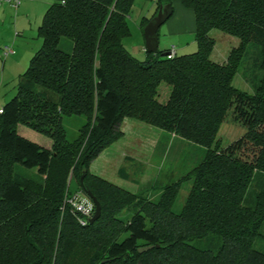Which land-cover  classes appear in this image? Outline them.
<instances>
[{
    "label": "trees",
    "instance_id": "1",
    "mask_svg": "<svg viewBox=\"0 0 264 264\" xmlns=\"http://www.w3.org/2000/svg\"><path fill=\"white\" fill-rule=\"evenodd\" d=\"M170 1L155 0L141 28L159 3L168 17ZM179 1L193 12L195 49L144 50L140 59L121 41L134 0L48 3L36 27L40 44L0 106V264H264L255 245L264 237V0ZM213 27L238 39L221 61L209 56ZM250 44L260 73L246 91L232 78ZM227 114L244 130L221 145ZM69 115L81 116L70 138L62 124ZM125 117L204 146L156 198L88 169L122 135ZM18 123L47 135L49 146L21 135ZM118 173L129 178L124 166ZM183 179L190 185L175 210ZM252 181L261 185L249 191ZM86 190L100 206L93 221H80L71 203ZM124 208L131 213L121 216Z\"/></svg>",
    "mask_w": 264,
    "mask_h": 264
},
{
    "label": "rangeland",
    "instance_id": "2",
    "mask_svg": "<svg viewBox=\"0 0 264 264\" xmlns=\"http://www.w3.org/2000/svg\"><path fill=\"white\" fill-rule=\"evenodd\" d=\"M50 1L51 0H48L47 4ZM174 2H179V0H174ZM150 4H153L150 9L152 12L155 7V0H134L127 17L130 33L121 39L125 48L138 59L144 57V50L142 49L141 43L142 34L137 28H135L136 26L133 25V17H135V13L138 9L145 7V5L147 7ZM171 4H173V0ZM185 8L189 9L188 7ZM163 28L164 21L160 24L158 31L162 32ZM35 32L36 31H33V34ZM209 34L214 39V45L209 56L214 60H221L223 57L225 58L229 48L235 45L238 41L236 36L225 33L215 27L209 30ZM186 36H188V39L185 38V42L183 43L185 48L180 50L182 52H188L195 49L193 33L185 32V37ZM36 38L40 41V38L37 35ZM59 46L65 50L69 49L70 40L67 37H61ZM256 51V46L254 47L252 44L248 46L247 52L232 78V83L235 86L246 91L252 90L254 82H256L257 76L260 73V70L256 68V65H253ZM167 91V84L161 82L159 85L158 98L160 100H164L166 98ZM229 116L230 115L227 114L224 117L217 131V137L221 145H224L230 140L238 137L244 130L242 124L232 121ZM123 119L124 121L121 122L120 126H123L125 131L122 132L121 136L103 148L100 153H98L90 161L88 169L90 171L94 169L103 173L102 175L107 177L109 180H119L123 183V185L126 184L129 187L131 186V189L137 191L140 195H144L149 198H156L159 187L162 184L178 178L186 172L191 165L196 163L203 154L204 146L200 144L180 138L165 130H161L156 126L147 124L132 117H125ZM80 121V115H69L63 117L62 124L68 138L75 134L76 127ZM17 129L18 132L22 133L21 135H24L25 137L40 144L50 142V138L47 135L37 132L24 124L18 123ZM124 153L128 154L126 155L127 158H123ZM104 155L114 157V165L107 163L105 158H103ZM122 163V166L127 169L129 176L135 179V181H124L116 177L114 172L115 168L113 167ZM24 169L28 173L32 174L35 171L34 169ZM189 185L190 179H183L181 181L175 202L173 204V209L177 210L180 207L188 191ZM260 185L261 184L259 183L254 185V181H252L249 191L258 189ZM245 201L248 202V200ZM130 213V208H124L121 210L120 215L125 216ZM261 231L264 234V222L261 226ZM255 245H260L264 248V237L262 240L256 241Z\"/></svg>",
    "mask_w": 264,
    "mask_h": 264
},
{
    "label": "crops",
    "instance_id": "3",
    "mask_svg": "<svg viewBox=\"0 0 264 264\" xmlns=\"http://www.w3.org/2000/svg\"><path fill=\"white\" fill-rule=\"evenodd\" d=\"M47 2L48 0H20L16 5L5 2L0 3V106L12 94L18 74L25 68L29 56L40 44V41L36 38V32L33 34V31H36V27L40 22ZM152 5L153 4H150L147 7L145 5V7L138 9L135 13V17H133V25L136 26L135 28H137L141 34L142 28L140 26L139 20L141 16H149L151 14L150 9ZM171 7L172 12L164 20V28L162 32H157V48L165 49V51L173 48L174 53H179L182 52L180 50L185 48L183 44L185 42V38L188 39V36L185 37V32L193 33L194 31V16L192 10L190 8V10L186 9L184 6H182L180 1L174 2L173 0ZM141 43L142 49L146 50L144 47L143 35ZM5 45L9 46L10 48L6 54L2 52L3 46ZM123 121L124 119L122 122ZM121 130L124 132L125 128L122 126ZM49 143L50 142L46 144L41 143V145L49 146ZM124 154L123 158H127L126 155L128 154ZM103 158H105L107 163L114 165V157L104 155ZM122 165L123 163L117 164L115 167H113L115 168L114 172L116 177L124 181H134V179L130 176L128 179H123L119 175L118 168ZM92 172L105 177L102 175L103 173H100L94 169ZM111 181L124 187L127 186L126 188L131 189V186L129 187L126 184L123 185V183H121L119 180Z\"/></svg>",
    "mask_w": 264,
    "mask_h": 264
},
{
    "label": "water",
    "instance_id": "4",
    "mask_svg": "<svg viewBox=\"0 0 264 264\" xmlns=\"http://www.w3.org/2000/svg\"><path fill=\"white\" fill-rule=\"evenodd\" d=\"M167 17V7L164 4L159 3L156 13L150 17L142 27V35L144 40V47L147 51L155 52L157 50L158 44V28L160 24ZM167 51L160 52L161 55H164ZM85 193L91 198L94 209L91 216L88 218L89 221H93L98 215L100 206L97 199L92 195L89 190H86ZM150 245H145L138 247L137 250H143L148 248Z\"/></svg>",
    "mask_w": 264,
    "mask_h": 264
},
{
    "label": "built area",
    "instance_id": "5",
    "mask_svg": "<svg viewBox=\"0 0 264 264\" xmlns=\"http://www.w3.org/2000/svg\"><path fill=\"white\" fill-rule=\"evenodd\" d=\"M20 0H0V3H10L12 5H16ZM10 50L9 46H3L2 52L6 54ZM174 53L173 48H170L165 55L171 56ZM1 111V107H0ZM72 205L75 209L81 214L79 220H86L89 218L93 212L94 205L92 200L84 193H75L71 199Z\"/></svg>",
    "mask_w": 264,
    "mask_h": 264
}]
</instances>
